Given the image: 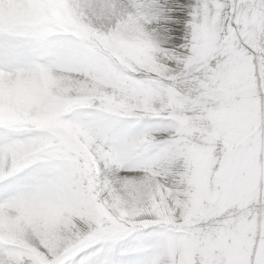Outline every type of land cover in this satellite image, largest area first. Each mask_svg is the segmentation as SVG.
Masks as SVG:
<instances>
[{
	"label": "snow or ice",
	"instance_id": "1",
	"mask_svg": "<svg viewBox=\"0 0 264 264\" xmlns=\"http://www.w3.org/2000/svg\"><path fill=\"white\" fill-rule=\"evenodd\" d=\"M0 264H264V0H0Z\"/></svg>",
	"mask_w": 264,
	"mask_h": 264
}]
</instances>
